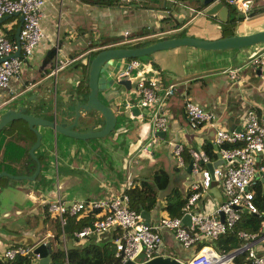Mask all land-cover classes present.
I'll list each match as a JSON object with an SVG mask.
<instances>
[{
	"label": "crops",
	"instance_id": "0c3cea01",
	"mask_svg": "<svg viewBox=\"0 0 264 264\" xmlns=\"http://www.w3.org/2000/svg\"><path fill=\"white\" fill-rule=\"evenodd\" d=\"M113 1L99 4L89 0H44L40 19L43 36L19 71L9 78L6 86L0 87V106L12 107L16 102L33 115L72 123L76 103L83 101L88 92L89 58L84 57L97 46L125 42L123 38L133 44L157 36L214 39L231 33L230 28L229 32L228 29L223 32L222 22L215 16L204 15L203 8H195L200 0ZM221 2L228 8V18L229 5ZM263 4L264 0H253L249 9ZM233 24L239 34L262 29L264 11L251 16L246 12ZM19 25L18 15H5L0 19V32L13 38ZM128 59L107 60L98 71L97 96L101 102L116 107L114 114L119 119L109 133L88 139L86 144L36 124L40 138L32 152L39 163L37 173L31 179L0 175V253L7 244L18 243L12 239L17 235H21L22 244L50 236V225L42 219L46 203L56 198L66 205L78 200L111 198L125 193L124 188L138 179L149 180L154 170L163 168L169 184L156 190V202L146 211L147 221L156 220L166 213L163 207L172 187L178 188L186 199L191 178L190 171L185 170L189 149L203 150L202 145L210 142L215 156L206 155L208 162L216 161L214 166L224 168L217 146L212 143L215 128L239 130L246 109L253 108L259 113L264 107V42L240 49L208 50L189 45L157 49L139 57L140 64L127 76L120 77ZM232 70L234 77L229 75ZM120 78H128L130 86L119 83ZM147 78L159 82L161 87L154 101L145 107H135L136 113L130 110L127 116L122 115L121 109L117 110L119 105L131 109L132 106L124 105L125 101L133 97L135 83ZM167 83L174 85L170 96H164L162 90ZM185 100L211 111L212 121L190 125L184 112ZM156 109L164 112L166 122L161 129L163 134L154 136L151 121ZM93 125L94 129L101 127L100 115ZM86 126L77 120L72 128L83 130ZM35 139L36 134L23 120L5 125L0 130V172L32 175L36 163L28 150ZM175 143L182 145V163L171 152ZM260 167L257 178L263 169ZM222 198L220 183L212 180L200 195L199 207L205 201L219 203ZM116 234L117 230L111 229L92 238L111 240ZM64 237L62 240L60 231L58 248L64 247L66 233ZM162 240V252L179 259L185 260L196 247H181L167 230L162 231ZM258 243L264 249V239ZM50 247L57 246L50 243Z\"/></svg>",
	"mask_w": 264,
	"mask_h": 264
},
{
	"label": "built area",
	"instance_id": "2783aa9c",
	"mask_svg": "<svg viewBox=\"0 0 264 264\" xmlns=\"http://www.w3.org/2000/svg\"><path fill=\"white\" fill-rule=\"evenodd\" d=\"M44 0H0V19L16 12L21 15L17 47L15 38L6 36L0 32V87L6 86L9 78L16 74L25 59L30 56L34 46L42 38L43 31L40 25L42 17L41 6ZM216 1V0H213ZM237 13L246 14L253 0H223ZM180 2V1H179ZM181 3V2H180ZM191 8V7H189ZM122 40L128 41L123 38ZM18 49V53L14 54ZM140 64L138 57H130L120 71L119 76H127L133 68ZM57 66L54 67L55 72ZM231 77L235 72L229 71ZM161 89L159 82L151 78L139 80L134 85L133 97L125 101V106L145 107L154 101L156 91ZM164 96L173 94V83H167L162 88ZM184 112L190 125L199 122H211L213 114L196 103L185 100ZM166 122L162 110L152 112V127L154 136L156 131L164 129ZM235 143L233 146L221 144ZM212 143L217 146L220 159L225 166L212 167L210 174L206 163L208 157L201 149H189L191 159L189 192L184 203L180 206L179 214L170 216L163 214L156 220L149 222L140 212L128 206L127 195L121 193L107 199H87L72 202L69 205L63 203L60 198L48 202L47 209L53 212L58 221L65 240L62 225L67 221L68 215H77L80 212H89L100 209V214L89 220L80 229L73 231V236L82 238L90 235H99L111 229H116L117 234L112 238L114 254L120 258L121 263L127 259L139 260L162 254V231L171 233L174 240L183 248L196 246L187 259H182L183 264H190L192 260L198 264H232L230 251L242 248L245 251L244 260L247 264H264V249L260 248L258 241L264 239V231L254 236L239 232L244 238L242 244L225 252H219L212 246L213 240L224 233L239 217V211L256 212L252 202L251 187L256 183L258 152L264 146V107L257 113L253 108L244 111L242 127L239 130L216 127L212 137ZM182 145L175 143L171 152L179 163L181 162ZM212 180L220 183L222 200L212 204L205 201L199 207L200 195L209 186ZM203 204V203H202ZM219 212L222 217L219 218ZM183 214L189 215V223L181 222ZM49 235H45L41 241H46ZM64 259L62 264H69L66 258V247H63ZM16 254H30L31 264H36L37 253L32 252V246L22 243H9L0 253V257L8 259ZM138 260V261H139Z\"/></svg>",
	"mask_w": 264,
	"mask_h": 264
},
{
	"label": "water",
	"instance_id": "95a60500",
	"mask_svg": "<svg viewBox=\"0 0 264 264\" xmlns=\"http://www.w3.org/2000/svg\"><path fill=\"white\" fill-rule=\"evenodd\" d=\"M227 11L228 8L225 4H223L220 0L212 1L208 4H206L203 7V10H201V13L204 15L209 16H215L217 19H219L221 22L227 21ZM15 15H18L21 20V15L17 14L16 12L12 13ZM11 15V14H9ZM235 23V22H234ZM236 24L230 25V34H225L223 36L214 38V39H204L199 37H193V36H157L156 39H154L152 42L147 43L145 45L140 46H133L132 44H126L117 46L115 44H109V45H100L99 47L95 48L97 51L93 55L85 56L84 59L88 60V67H87V80L86 84L88 87V92L84 97V100L81 102L76 103V109L75 114L73 117L72 123H64V122H54L53 120H48L36 115H33L26 111V107L16 105V102L12 104V107H5V105L0 106V130L5 126L8 125L11 121L20 119L23 120L27 126L34 131L36 134V139L34 143L29 148L28 152L30 153L31 157L35 160L36 167L32 175H12L5 171H1V174L7 175L9 177L18 179V178H28L31 179L34 177V175L37 173L39 169V163L37 159L33 155V149L38 145L40 134L35 129L36 124L40 125H46L47 127L53 129L54 131H57L63 135L71 136L76 139H80L86 142L88 144V139H94L104 136L105 134L109 133L117 122H119V119L114 114V111H116V107H114L112 104H105L101 102L97 96V76L98 71L101 65H103L104 62L107 60L113 59V58H130V57H139L142 55H149L151 52L157 49L162 48H169V47H176L179 45H189L192 47H197L201 49H210V50H216V49H240L249 45L257 44L264 42V28L255 30L253 32L249 33H236L235 28ZM18 30L19 26L16 28V31L14 33V38L16 40L17 47L18 44ZM167 30V29H166ZM165 30V31H166ZM159 31V30H157ZM164 31V32H165ZM117 44V43H116ZM18 53V49L15 50L14 54ZM118 82L124 85L125 87L130 86V80L128 78H120L118 79ZM78 98H81L80 96ZM121 109V110H119ZM121 112L122 115L127 116L128 112L130 110H134V112H137V109L135 107H132L131 109H126L123 107V105H119L117 108ZM100 115L101 117V127L98 129H94L93 122L96 119V116ZM77 120L80 123L86 124V129L80 130V129H73L72 127L76 125ZM157 135H162L163 130H157ZM264 152V146L262 149L258 152L259 154H262ZM216 164V161L214 162H207L206 167L208 168L210 174L212 173V167ZM191 166V159L187 162L185 166L186 171H190ZM140 215L147 219V212L144 210H140ZM222 217L221 212H219V218ZM181 222L188 224L189 223V215L183 214L181 216ZM38 223L40 224L41 221L39 220ZM62 230L64 233L67 234V238L65 241V247H73L75 246L72 243V238L69 234L70 228L68 225V222L66 221L62 225ZM14 241L18 243H23L21 240V235H17L14 238H12ZM24 244L31 245L32 246V252L37 253V260L36 264H49L50 263V242L48 240L46 241H36V240H28L25 241ZM59 249H63L62 246H59ZM242 251V248H238L235 250L230 251V254H238ZM54 264H61L60 262H55ZM123 264H183V260L179 259L178 257L169 255V254H155L152 257H149L144 260H132L127 259L123 262Z\"/></svg>",
	"mask_w": 264,
	"mask_h": 264
},
{
	"label": "trees",
	"instance_id": "16d2710c",
	"mask_svg": "<svg viewBox=\"0 0 264 264\" xmlns=\"http://www.w3.org/2000/svg\"><path fill=\"white\" fill-rule=\"evenodd\" d=\"M99 4H111L113 0H89ZM213 0H200L196 5V9L201 10L206 4ZM223 1V0H221ZM179 2V1H178ZM230 16L226 22H222L223 32L231 24L243 17L240 16L232 7H230ZM258 11H264V4L257 6L247 11V15L251 16ZM177 23L175 24V26ZM229 32V29H228ZM12 38V37H11ZM153 38H144L137 40L132 45L140 46L152 42ZM131 44V43H127ZM126 45V44H125ZM96 50L91 51L90 55H93ZM148 55H142L139 57H146ZM138 57V58H139ZM87 85V84H86ZM239 144L224 142L222 146H233ZM202 149L208 155L213 158L215 152L211 148L210 142H205L202 145ZM257 166H262L261 176H258L256 183L251 187L252 190V202L256 207V212H247L245 210L239 211V217L237 220L216 239L213 240L212 246L219 252H225L232 248L238 247L243 243L244 238L239 235V232H244L250 235L258 236L264 231V156L258 158ZM169 184L168 173L163 168H157L151 174L149 180L138 179V182L129 185L124 188L127 195L128 206L134 208L137 211H148L154 206L156 202V190L164 189ZM187 193V191H186ZM184 196L181 194L178 188L172 187L169 191L164 204V210L166 214L173 216L179 213V208L184 201ZM48 203L44 205L42 219L43 222H48L52 230L50 236L47 238L51 244H55L57 247H53L50 252V263L55 262L63 263L64 252L58 248L60 243L59 234L60 227L57 221L56 215L47 209ZM81 216L68 215L66 217L70 232L68 235L74 240L75 246L66 248V258L69 264H122L120 258L114 254V244L111 240L95 241L92 236L88 235L82 238L73 236V231L80 229L90 219L99 216L100 209H93L89 212H81ZM115 236V235H114ZM113 236V237H114ZM264 244V243H263ZM245 251H241L232 257V264H247L244 260ZM32 256L30 254H16L12 258L0 257V264H31ZM197 262V261H196Z\"/></svg>",
	"mask_w": 264,
	"mask_h": 264
},
{
	"label": "rangeland",
	"instance_id": "374dc122",
	"mask_svg": "<svg viewBox=\"0 0 264 264\" xmlns=\"http://www.w3.org/2000/svg\"><path fill=\"white\" fill-rule=\"evenodd\" d=\"M127 43H129V42H119V43H117V44H115V45H117V46H123V45H125V44H127ZM22 66V65H21ZM190 256V254L185 258V259H187L188 257ZM141 257H142V255L141 254H139V255H137V257H136V259H141Z\"/></svg>",
	"mask_w": 264,
	"mask_h": 264
},
{
	"label": "bare ground",
	"instance_id": "6f19581e",
	"mask_svg": "<svg viewBox=\"0 0 264 264\" xmlns=\"http://www.w3.org/2000/svg\"><path fill=\"white\" fill-rule=\"evenodd\" d=\"M190 264H198V262H196L195 260H192V261L190 262Z\"/></svg>",
	"mask_w": 264,
	"mask_h": 264
},
{
	"label": "clouds",
	"instance_id": "9594fccd",
	"mask_svg": "<svg viewBox=\"0 0 264 264\" xmlns=\"http://www.w3.org/2000/svg\"><path fill=\"white\" fill-rule=\"evenodd\" d=\"M49 237V236H48ZM41 241V240H40Z\"/></svg>",
	"mask_w": 264,
	"mask_h": 264
}]
</instances>
